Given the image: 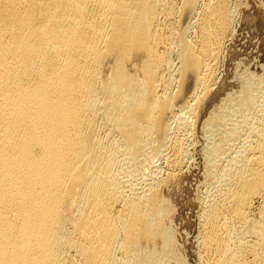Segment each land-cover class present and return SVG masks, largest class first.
I'll list each match as a JSON object with an SVG mask.
<instances>
[{
  "label": "bare ground",
  "instance_id": "obj_1",
  "mask_svg": "<svg viewBox=\"0 0 264 264\" xmlns=\"http://www.w3.org/2000/svg\"><path fill=\"white\" fill-rule=\"evenodd\" d=\"M180 4L0 0V264L188 263L175 250L174 205L160 193L174 170L162 176L155 161L181 165L188 154L181 129L205 115V103L224 99L212 89L218 58L211 59L233 32L236 9L231 0ZM262 83L249 85L246 101L237 98L243 84L225 92L233 97L219 105L223 120L240 113L226 126L227 142L245 137L233 143L236 151L203 201L201 264H264ZM215 118H202L203 126ZM221 144L210 151L223 153ZM190 209L187 237L197 218Z\"/></svg>",
  "mask_w": 264,
  "mask_h": 264
},
{
  "label": "rangeland",
  "instance_id": "obj_2",
  "mask_svg": "<svg viewBox=\"0 0 264 264\" xmlns=\"http://www.w3.org/2000/svg\"><path fill=\"white\" fill-rule=\"evenodd\" d=\"M181 2L183 3V0L182 1L178 0V3H179L180 6L182 5V4H180ZM231 4L236 9V10L234 9L236 14H235V19H234L235 21H234V24H233V30H232L233 32H231L229 34V36L227 37L229 39V41H228V39L225 40V42H224V44L222 46L223 48L221 49L222 52H219V54H218V56L216 58L211 59V61H212V60H215V59L218 58L217 60L212 61V63H211V65H212L211 68L213 69V70H211V73H212V75L214 74L212 76L213 77V81H214L213 82L214 85H213L212 89H214L216 92L219 91V90H221V91L223 90L224 99H226L225 98L226 94H228V96H229V93L234 94L233 92L239 91L240 90L239 87L243 84V86L245 85L244 88H246L247 90H245L244 88L241 87L244 90L242 91V89H241L240 90L241 92L239 91L238 94H237L238 100L242 99V101H243V100H245V97H248L247 94L250 92V86L249 85H251L252 83H254L255 85H258V83L261 84L262 81L264 83V78L262 77V76H264V0H231ZM198 6H200V7H198ZM196 7H194L192 9L193 12L190 11L187 14V17L189 18V19L188 18L187 19L189 20V22H188L187 19H186V21L188 22V24L190 23V21L192 23H194L195 18L197 16L196 12L198 13V10L201 11L200 10L201 4L200 5H196ZM194 10H196V12ZM191 12H192L193 15H190ZM192 18L194 20H192ZM186 21L184 23V26L186 25ZM192 26H193V24H192ZM192 26H191V30H192ZM191 32L192 31H190L189 36L192 39L194 34H193V32L192 33ZM179 62H180L179 61V57L176 54L173 57V63H175V66L176 65L178 66ZM237 80L238 81L240 80L239 82L242 81V83H240V86H238V88H237V86L234 83H232L233 81H235V83H236ZM252 80H253V82H252ZM239 82H237V83H239ZM194 86H195V84L193 85V87ZM193 87H192V89L190 88L191 91H189V94L187 92V94L185 95L186 96L185 100L188 99V98L190 99V97H191L190 92L193 94L194 89L196 88V86L194 87V89H193ZM225 92H226V94H225ZM219 94L223 95V93H221V92H219ZM220 97H223V96H219V98ZM231 97H233V95H230V98ZM227 98L228 99H226L225 102L222 101L224 99L220 98L219 102H218V100H216L217 102H209V104L207 103L208 105H206V103H205L204 104L205 106L203 105L205 107V110H204L203 107H202L203 109H200V110L204 111V112L201 111L200 113L201 114L203 113L205 115H203V116L201 115L202 117L197 116L195 118V120L192 117L190 119V121H192V119H193L194 121H192V123L194 125L191 123V125H193V126L190 125V127H185L186 130H184L185 128H182L183 130L181 129V133H183V135H186L184 137L185 140H186L185 143L187 142L185 145L187 146V144H188L187 147L189 148V150H188V148L185 146L187 148L186 149V154H187V151H188V154H187L188 158L184 157L182 159V160L186 159V160L181 162L182 164L184 163L183 165L181 164V165H179V166H177L175 168L174 167L171 168L168 165V163L167 164L165 163V159H163V160L162 159H156V161H155V163L158 164V166L156 164L155 169H157V170L159 169V171L161 170V171L164 172V173L160 172L162 174V176H167V174L171 173L172 170L175 171V172L172 171L174 173V175H173L174 177L173 178L170 177V180H168V182H166V184L162 185V187H161L162 190L160 189V191H161L160 193L169 200V203L171 204V206L174 205L173 207L175 209L172 212L173 215L172 214H171L172 216L170 215L169 225L174 230V237H175V240H176V249L175 250L177 252H179L180 255L184 254L185 256L188 257V258L185 257L187 262H188L187 264H201L202 263V262H200L201 259L199 257H197V256L202 251V250H200L201 245H200V238H199V235L201 233L200 231H202V225L198 222V219H199V215H200L199 213L202 211V208H203V201L204 200L206 201V198L208 197V195H206V194H208V193L210 194V192H212L211 188L214 187L213 185H215L216 179L219 178V176H220L218 173H221V171L224 169V165L228 164L227 162L229 161V158H230L229 156L232 155V152H234V150L236 151V149H235L236 148V144H237V147H238L241 144V142H242L241 139L243 140L244 137H245V136H243L239 141H237V140L232 141L233 143L236 141L235 142L236 144H234L235 148L233 146V143L227 142L228 140L226 138V135L229 132V131H227L228 130L227 127L228 126L231 127V124H230L229 121H231V123H232V120L235 117L234 115L240 114L239 112L236 113L234 111L235 110L234 109L232 111V114L229 111V113L227 115V118H226L227 120L225 118H224V120L222 119V114H221L222 112H221L220 109H221L222 105H225L226 103L228 104V102H229L228 100L230 98L229 97H227ZM222 102H223V104H222ZM210 110H211L212 113L210 112ZM214 110H217V112H219L218 113L219 116H218L217 112H215ZM213 113H215V115H213ZM211 114H212V116L214 118L216 117V114H217V116L219 118V119L218 118L213 119L215 121V123H213V126L217 125L219 127L218 124H220L223 121L222 122L223 124L222 123L220 124V128L221 129L217 127L219 130L217 128L216 129L214 128L215 130L213 129L210 132V130H209L210 126L213 127L212 123H210L211 125L207 126V128L203 126V124H202L203 123V119L205 120L207 115L211 116ZM170 115H168V118L171 117V119H172V117H173V120L169 119V121L171 120V123H173L172 126L173 125L175 126V124H174L175 116L173 114H170ZM218 121H219V123H218ZM224 121H227V123L230 124V125H228ZM222 125H225V127L226 126L227 127L222 129L223 128ZM188 128H190V129H188ZM202 129H203V131H202ZM245 129L247 130V127ZM245 129H244V134L246 135L247 134L246 132H248L250 130L245 131ZM191 130H192V132H191ZM221 130H223V131L221 132ZM224 130L226 132H224ZM184 131L187 132V133H184ZM199 132L201 134H199ZM209 132H210V134H209ZM189 133H190V135H189ZM203 133H205V134L207 133V135H205ZM208 134H209L210 137L208 136ZM203 137H205L207 141L205 140V138L203 140ZM208 137H209V139L211 141L208 140ZM220 138H221L222 142H221ZM224 138L226 139L225 141H223ZM171 139L173 140V137L169 139L170 140L169 143L171 142L170 145L167 143L168 149L171 148L170 146L172 145V140ZM218 140H219V142H218ZM204 141H205V143H203ZM199 142H200V144H199ZM219 143H220V146H222L221 143H223V145H225L226 149L230 148L231 150L230 149L229 150H226V149L225 150L224 149L221 150V151H223L224 154L220 153L219 151H215V153H213V151H210L211 149L213 150V148H214L213 145L215 146L217 144L218 145L217 147H219ZM203 144H204V146H203ZM167 147H166V151L167 152L165 151V155L167 156L169 153H171L170 155H168V157L172 156L173 155L172 154L173 153L172 149H169L171 151L170 152L167 149ZM201 147H202V149H201ZM231 147H233V148H231ZM200 149H201V152H200ZM208 150L214 154V157H213L212 153L210 154V152H208ZM237 150H238V148H237ZM225 151H227V152H225ZM199 152L202 153V154L200 155ZM205 152H207L209 155L207 153H205ZM216 152H219V154L221 156L218 155V153H216ZM206 156H208L209 158L206 157ZM217 156H219V158ZM207 159H209L208 162L210 164L209 163L206 164ZM211 159L213 160V162H212ZM217 159H219V160H217ZM157 160L160 161V162H158ZM199 160L200 161L202 160L203 163H201ZM215 163H216V165H215ZM203 164H205V165L203 166ZM206 165L207 166L209 165V166L207 167ZM205 166L208 169L210 168V166H212V168H210L212 170H208ZM213 169H215V170H213ZM218 171H220V172H218ZM176 172H177V174H176ZM216 176H217V178H215ZM178 186H179V188H178ZM190 188H191V190H190ZM209 190H210V192H209ZM196 197H197V199H196ZM261 203H262L261 199H257V200H255L253 202V207L251 208L252 209L251 216H253L254 218H256V216L258 217L259 212H256V211H259ZM193 205H195V206H193ZM188 208L189 209L191 208L190 210H193V208H194L193 211L197 214V218L195 220L196 222H194V224H193V228L191 230L192 231L191 236L187 237L186 236L187 234H186L185 235L187 237L186 238L184 236L185 232L183 231V229H184V227L187 226V225H185V221H186V223L188 221V219H187V212H189ZM192 237L193 238L195 237V238L193 239ZM198 239H199V241H198ZM196 242L197 243L199 242L198 243V246L200 245L199 247L197 246ZM153 244H155V247H156V244L159 245L157 247L160 250V247L162 246V245L160 246V244H162V241H160V242L157 241V243L154 242ZM153 244L150 245V247L153 246V248H155ZM148 245L149 244H146V246H148ZM171 264H173V262ZM174 264H175V261H174Z\"/></svg>",
  "mask_w": 264,
  "mask_h": 264
}]
</instances>
